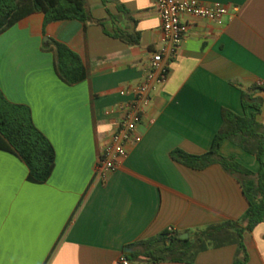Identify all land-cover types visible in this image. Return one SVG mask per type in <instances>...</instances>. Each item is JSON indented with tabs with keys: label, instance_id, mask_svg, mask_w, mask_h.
<instances>
[{
	"label": "crops",
	"instance_id": "1",
	"mask_svg": "<svg viewBox=\"0 0 264 264\" xmlns=\"http://www.w3.org/2000/svg\"><path fill=\"white\" fill-rule=\"evenodd\" d=\"M190 1L237 11L222 24L183 18L184 39L168 80L154 91L138 127L142 141L128 147L105 182L95 175L97 161L120 118L109 111L132 100L122 89L144 80L164 45L156 0H86L93 22L45 24V15L35 13L0 35V89L31 110L56 151L52 176L34 184L26 164L0 150V264H234L235 226H246L250 207L240 176L220 164L190 168L173 153L207 154L222 111L245 116L242 92L264 86V0ZM54 41L80 56L83 82L69 86L60 79ZM255 96L262 99L257 121L264 125V91ZM220 155L259 170L256 157L232 141ZM227 223L234 226L222 246L211 243L182 261L130 260L124 253L169 229L189 238ZM243 243L246 264H264V222L244 232Z\"/></svg>",
	"mask_w": 264,
	"mask_h": 264
},
{
	"label": "trees",
	"instance_id": "2",
	"mask_svg": "<svg viewBox=\"0 0 264 264\" xmlns=\"http://www.w3.org/2000/svg\"><path fill=\"white\" fill-rule=\"evenodd\" d=\"M85 5L86 0H0V35L35 13L45 15V24L67 20L93 22ZM50 46L55 52V69L60 79L69 86L83 82L87 74L80 56L63 43L54 41ZM263 91L264 86L255 85L248 91L242 92L245 116H239L229 110L222 111V127L207 154L193 156L182 151L173 153L177 161L190 168L204 169L212 164H220L227 171L240 176L250 207L242 218V223L246 226H235L234 232L240 252L234 264L247 263V253L243 243L244 232H251L264 222V125L257 121L262 99L255 96ZM250 109L254 112L249 115ZM225 141H232L254 155L259 163L258 172L253 173L243 168L234 156L220 155ZM0 150L16 155L26 164L29 170L28 181L31 183L45 184L54 172L56 151L51 142L35 126L31 110L27 106L10 102L1 89ZM232 226H234L232 223H227L211 227L184 240L181 236L170 235L167 231L155 239L140 242L138 246L144 247V251H135V245H130L126 247L124 253L130 260L145 257L154 262L182 261L194 250H204L211 243L222 246L223 234L231 232Z\"/></svg>",
	"mask_w": 264,
	"mask_h": 264
},
{
	"label": "built area",
	"instance_id": "3",
	"mask_svg": "<svg viewBox=\"0 0 264 264\" xmlns=\"http://www.w3.org/2000/svg\"><path fill=\"white\" fill-rule=\"evenodd\" d=\"M156 7L162 21L164 45L152 55L144 80L136 86L129 85L122 89V94L131 96L132 100L109 111V114L120 113V118L98 157L95 175L102 182L126 160L128 147L142 141L138 127L150 111L154 91L168 80L170 66L184 39L183 18L192 16L222 24L237 11L236 8L232 10L222 4L204 5L190 0H156ZM169 232L173 230L169 229ZM122 262L129 264L127 259H122Z\"/></svg>",
	"mask_w": 264,
	"mask_h": 264
},
{
	"label": "water",
	"instance_id": "4",
	"mask_svg": "<svg viewBox=\"0 0 264 264\" xmlns=\"http://www.w3.org/2000/svg\"><path fill=\"white\" fill-rule=\"evenodd\" d=\"M48 40L51 41L50 39H48ZM181 239H183V240H184V239H188V235H182V236H181Z\"/></svg>",
	"mask_w": 264,
	"mask_h": 264
},
{
	"label": "rangeland",
	"instance_id": "5",
	"mask_svg": "<svg viewBox=\"0 0 264 264\" xmlns=\"http://www.w3.org/2000/svg\"><path fill=\"white\" fill-rule=\"evenodd\" d=\"M138 250L139 251H144L145 249H144V247L141 246V247H138Z\"/></svg>",
	"mask_w": 264,
	"mask_h": 264
}]
</instances>
